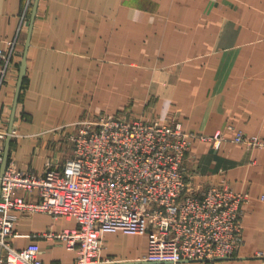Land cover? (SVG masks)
<instances>
[{
  "label": "crops",
  "instance_id": "0c3cea01",
  "mask_svg": "<svg viewBox=\"0 0 264 264\" xmlns=\"http://www.w3.org/2000/svg\"><path fill=\"white\" fill-rule=\"evenodd\" d=\"M23 3L0 0L1 46L20 28L19 57L29 24ZM16 80L0 90L6 126ZM124 112L192 133L223 130L227 140L216 148L193 142L191 180L249 195L233 257L176 264H264V148L231 142L236 130L264 140V0H39L8 163L41 172L67 152L64 127ZM74 225L21 216L12 243L37 242L44 264H73V251L39 234ZM103 244L101 264H145V235L106 233Z\"/></svg>",
  "mask_w": 264,
  "mask_h": 264
},
{
  "label": "built area",
  "instance_id": "2783aa9c",
  "mask_svg": "<svg viewBox=\"0 0 264 264\" xmlns=\"http://www.w3.org/2000/svg\"><path fill=\"white\" fill-rule=\"evenodd\" d=\"M1 43L0 90L18 75V33ZM2 115L0 102V166L8 135ZM64 129L63 160L47 161L41 172L8 163L0 174V264H44L37 242L12 243L18 218L36 214L75 223L39 234L73 251V264H101L103 236L118 231L147 237L145 264L231 258L241 246L250 198L226 184L192 182L187 161L197 135L131 112L86 115ZM233 142L264 148L239 130Z\"/></svg>",
  "mask_w": 264,
  "mask_h": 264
},
{
  "label": "water",
  "instance_id": "95a60500",
  "mask_svg": "<svg viewBox=\"0 0 264 264\" xmlns=\"http://www.w3.org/2000/svg\"><path fill=\"white\" fill-rule=\"evenodd\" d=\"M39 0H33V4L31 7V13H30V18H29V24H28V29H27V34L23 46V52H22V57L18 66V75H17V80H16V85H15V92H14V97H13V103H12V108H11V114H10V119H9V124H8V135L5 140V145H4V152H3V159L2 163L0 166V174L3 175L5 172L7 165H8V160H9V147H10V142H11V132L13 128V120L15 116V111L16 107L19 101V96L22 88V83L25 78L26 74V67H27V52L28 48L30 45V38H31V33H32V28L36 16V11L38 7ZM229 258H216L213 261H223L227 260Z\"/></svg>",
  "mask_w": 264,
  "mask_h": 264
},
{
  "label": "rangeland",
  "instance_id": "374dc122",
  "mask_svg": "<svg viewBox=\"0 0 264 264\" xmlns=\"http://www.w3.org/2000/svg\"><path fill=\"white\" fill-rule=\"evenodd\" d=\"M32 4H33V0H24V3H23V10H22V14H21V20L23 21V22H28V20H29V18H30V13H31V7H32ZM23 30V29H22ZM21 30V32L22 33H24L25 31H22ZM17 33H18V38H19V33H20V28H19V30L17 31ZM19 40V39H18ZM25 42V41H24ZM24 42H23V46H24ZM17 53H18V44H17ZM21 57H22V55H20V57H19V55L17 56V59L19 58V62H18V66H19V63H20V60H21ZM5 122V125H6V121H4ZM173 123H178V122H176V121H173ZM179 124V123H178ZM226 129H228V130H233L234 128L232 127V126H227L226 127ZM236 131H238V130H236ZM235 131V132H236ZM240 131V130H239ZM235 132H234V134H235ZM192 133V132H191ZM217 133H219L220 135H221V137H222V140L221 141H215V139H214V137H215V135L217 134ZM193 134H195V135H197V138H195V140L193 141V142H196V141H203V139L204 140H206L205 142H208V143H210L211 145H212V147H218L221 143H223L224 141H226L227 140V137L225 136V134H224V131L223 130H217V131H215L214 133H212L211 135H203V134H199V133H193ZM246 136H248V137H256V138H258L262 143H264V140H262L261 139V137H259L258 135H250V134H246V133H244ZM234 141V135H233V137L231 138V142L232 143H234L233 142ZM65 143H64V141L62 140V142H61V145H64ZM193 144V143H192ZM234 144H236V143H234ZM241 146V145H240ZM191 147H192V145H191ZM241 147H243V146H241ZM243 148H245V149H249V150H252V149H263V146H256V147H253V148H251V147H243ZM61 154H60V159L59 160H63L66 156H67V154H68V152H66V153H62V152H60ZM190 155V154H189ZM62 158V159H61ZM193 159V161H194V163L196 162V159L195 158H192ZM191 159V160H192ZM190 160V161H191ZM238 193H241V192H238ZM244 194H247L248 195V193H244ZM249 196V195H248ZM245 211V209L243 210V212ZM244 216V215H243ZM242 245V244H241Z\"/></svg>",
  "mask_w": 264,
  "mask_h": 264
}]
</instances>
